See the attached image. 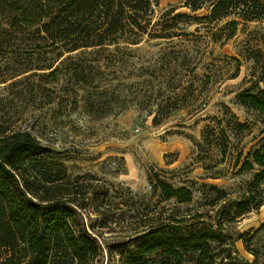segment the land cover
Segmentation results:
<instances>
[{
  "label": "rangeland",
  "instance_id": "1",
  "mask_svg": "<svg viewBox=\"0 0 264 264\" xmlns=\"http://www.w3.org/2000/svg\"><path fill=\"white\" fill-rule=\"evenodd\" d=\"M171 6L190 15V22L178 23L180 35L174 39L145 35L132 55L116 63L113 71L100 74L103 86L116 88L105 90L102 97L116 113L101 118L82 107L70 112L75 93L67 86L58 89L63 80L48 84L57 88L49 93L38 88L33 71L15 77L33 60L42 62L47 48L33 30L22 34L20 28L6 36L0 15V124L31 129L66 169L64 180L78 190L74 196L79 216L102 246L98 264H129L136 238L162 220L172 229L171 218L178 211L187 213L207 204L201 207L202 220L218 228L217 209L210 203L213 195L202 185H216L237 199L253 180L255 171L238 172L236 156L243 151V160L259 146L264 116L241 105L237 94L259 78L264 87V23L241 24L232 38L215 42L211 34L220 25L200 20L209 14V3L192 12L182 0H153L157 29L171 19L163 16ZM50 98L55 102L50 104ZM224 103L249 125L241 133L228 130L225 155L220 145L203 139L205 130L206 134L218 130L215 118L225 117ZM157 178L175 187H190L193 201L162 200L153 188ZM259 192L264 198V181ZM263 223L264 204L222 222L234 237L229 242L237 252L229 256L220 251L214 264H264V230L251 244L258 257L240 238Z\"/></svg>",
  "mask_w": 264,
  "mask_h": 264
},
{
  "label": "trees",
  "instance_id": "2",
  "mask_svg": "<svg viewBox=\"0 0 264 264\" xmlns=\"http://www.w3.org/2000/svg\"><path fill=\"white\" fill-rule=\"evenodd\" d=\"M182 2L192 12L209 3V14L200 20L220 25L211 34L215 42L232 38L241 24L264 23V0ZM177 9L171 6L165 10L163 16L171 19L157 29L160 22L153 19V0H0V15L5 19L2 32L11 37L20 28L22 34L33 30L47 48L42 62L33 60L15 77L33 71L31 76L37 75L40 81L38 88L49 93L57 88L48 84L58 85L63 80L58 89L67 86L75 93L70 112L82 107L87 114L99 118L116 113L102 98L113 85L103 86L100 74L115 69L116 63L132 55L133 48L145 40V35L163 39L180 35L176 30L178 23H189L191 16L177 13ZM186 56L187 53L183 57ZM261 81L259 78L239 91L237 99L241 105L264 116ZM54 102L55 98H50L49 103ZM223 106L225 117L215 118L218 130L212 129L213 134H206L205 130L203 139L220 145L225 155L228 130L241 133L249 125L241 122L230 106L225 103ZM242 156L243 151L236 156L238 172H255L240 197L231 199L226 190L216 185H202L213 195L210 203L217 209L218 228L202 220L201 207L207 204L187 213L178 211L171 218L175 222L172 229L162 220L147 234L136 238L129 264H214L220 251L229 256L237 252L234 243L229 242L234 237L222 228V222L236 220L264 204V198L258 196L264 181V136L257 148L249 151L243 160ZM66 177V169L52 158L31 129L0 124V264L99 263L102 246L79 216L74 196L78 190L64 180ZM152 183L162 200H174L177 204L193 201L190 187H175L160 178ZM209 218L214 221L212 215ZM263 230L264 223L252 234L240 236L255 257L259 253L251 244Z\"/></svg>",
  "mask_w": 264,
  "mask_h": 264
}]
</instances>
